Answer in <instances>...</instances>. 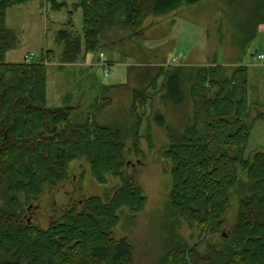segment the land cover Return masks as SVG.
Masks as SVG:
<instances>
[{"label": "trees", "instance_id": "trees-1", "mask_svg": "<svg viewBox=\"0 0 264 264\" xmlns=\"http://www.w3.org/2000/svg\"><path fill=\"white\" fill-rule=\"evenodd\" d=\"M29 1L0 0V264H130L131 245L125 238L116 240L114 230L121 210L139 213L146 203L141 188L126 175L125 160L126 134L132 151H139L142 118L128 133L120 126L98 124L92 102L85 115L80 111V121H72L73 109L68 105L47 106L46 64L56 56L48 51L30 64L5 62L19 42L18 34L7 26V10ZM202 1L79 0L74 9L81 11V35L68 29L57 32L58 61L63 67L75 64L97 53L102 39L112 34L135 35L148 17L166 16ZM44 2L53 11L65 6L64 0ZM257 9L256 29L264 25V0H258ZM67 25L71 27V21ZM126 38L112 39L111 46ZM254 39L252 31L239 48ZM183 70L163 71L162 99L174 107L185 100ZM192 71L188 77L191 122L179 135L169 132L163 157L170 165V207L196 229L199 241L190 245L170 236L158 264H264V151L244 157L254 123L264 122V104L263 111L251 118L246 66H238L228 76L218 65ZM146 100V92L136 90L131 111L145 106ZM155 116L163 127L162 116ZM81 159L97 183L105 184L111 175L118 178L119 187L106 201L90 197L71 202L50 218L46 229L27 224L28 207L45 188L64 185L69 163ZM239 171L246 174L247 194L239 199L228 227L230 193ZM216 235L219 242L206 241Z\"/></svg>", "mask_w": 264, "mask_h": 264}, {"label": "rangeland", "instance_id": "rangeland-1", "mask_svg": "<svg viewBox=\"0 0 264 264\" xmlns=\"http://www.w3.org/2000/svg\"><path fill=\"white\" fill-rule=\"evenodd\" d=\"M78 1L64 0L65 6L59 11L51 10L44 0H30L8 9L6 23L18 34L19 42L16 49L6 54L5 62L22 63L24 56L30 54L33 55L32 62H35L43 53L52 52L56 58L46 64V104L50 108L68 105L73 109L72 121L82 120L91 102L95 107L93 119L101 125L120 126L121 130L128 132L132 124L142 118L139 151H132L126 134L125 160L128 163L126 175L132 176L141 188L146 203L139 213L121 210L114 237L116 240L125 238L131 245L130 264H158L170 236H178L190 245L199 241L196 229L174 214L170 207V165L163 157L169 145V132L179 135L191 122L193 107L188 77L195 71L190 70L218 65L228 76L238 66H246L252 89L250 117L255 118L258 112L263 111L264 59L258 57L263 55L264 58V26L255 28L258 24V0H203L196 6L183 5L166 16H150L135 35L131 36L128 31L112 34L106 37L107 40L102 39L105 46L100 44L97 53L63 67L58 61L61 47L56 42V34L68 29L74 35H81V11L74 9ZM69 21L71 27L67 25ZM252 31L255 39L248 45L246 41V47L239 48ZM120 36L127 38L111 46L112 39L117 40ZM100 53L105 56L109 70L107 78L97 64ZM180 54L182 63L171 66L170 60ZM190 61L197 62L187 65L186 62ZM176 68L184 69L181 77L185 82V100L182 105L174 107L162 99V84L163 71L168 69L171 72ZM136 90L146 92V105L131 111ZM78 104L81 105L79 110L76 108ZM156 114L162 116L163 127ZM259 151H264L263 121L254 123L244 157H251ZM119 185L118 178L111 175L106 176L105 184L97 183L83 159L72 161L68 165L66 183L52 190L45 188L28 207L24 221L46 229L50 218L69 208L71 202L82 203L90 197L106 201ZM247 188L246 174L239 171L236 186L230 193L228 227L233 222L239 199L247 194ZM225 231L228 228L222 232L224 235ZM218 237H206V241L219 242ZM199 248L203 250L205 244Z\"/></svg>", "mask_w": 264, "mask_h": 264}, {"label": "built area", "instance_id": "built-area-1", "mask_svg": "<svg viewBox=\"0 0 264 264\" xmlns=\"http://www.w3.org/2000/svg\"><path fill=\"white\" fill-rule=\"evenodd\" d=\"M98 58H99V62L97 64H99L102 67L103 76L105 78H107L109 76V70H108L107 64L104 61L103 54L100 53ZM258 58L259 59H263V56H259ZM32 59H33V55L32 54L26 55V56H24L23 62L26 63V64H30V63H32ZM181 63H182V56H181V54L178 55V56L173 57L170 60L171 66H178Z\"/></svg>", "mask_w": 264, "mask_h": 264}, {"label": "crops", "instance_id": "crops-1", "mask_svg": "<svg viewBox=\"0 0 264 264\" xmlns=\"http://www.w3.org/2000/svg\"><path fill=\"white\" fill-rule=\"evenodd\" d=\"M174 26V25H173ZM262 26H264V25H261L259 28H261ZM259 56H263V55H259ZM105 57V56H104ZM264 59V58H263ZM99 60V58H97V63L99 62L98 61ZM202 61V60H201ZM200 61V62H201ZM197 62V61H196ZM195 61H190V62H186L187 63V65H189V64H195L196 63ZM185 63V62H184ZM126 66H128V64H125Z\"/></svg>", "mask_w": 264, "mask_h": 264}, {"label": "water", "instance_id": "water-1", "mask_svg": "<svg viewBox=\"0 0 264 264\" xmlns=\"http://www.w3.org/2000/svg\"><path fill=\"white\" fill-rule=\"evenodd\" d=\"M223 237L226 238V236L223 234Z\"/></svg>", "mask_w": 264, "mask_h": 264}]
</instances>
